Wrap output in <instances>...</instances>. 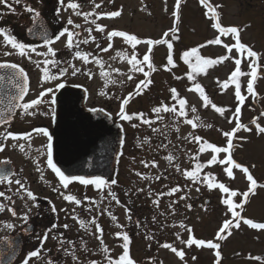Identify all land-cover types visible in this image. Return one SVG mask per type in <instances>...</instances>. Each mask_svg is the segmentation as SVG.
<instances>
[{"label":"rangeland","instance_id":"1","mask_svg":"<svg viewBox=\"0 0 264 264\" xmlns=\"http://www.w3.org/2000/svg\"><path fill=\"white\" fill-rule=\"evenodd\" d=\"M58 2V0H56ZM68 0H65L67 4ZM82 5L81 12H89L93 9V0H78ZM95 3H101V0H95ZM210 3L220 5L216 9L220 13V19L223 26H235L240 29L241 42L250 46L254 51L260 54L259 65L257 70V80L254 83L255 96L247 92V83L250 76L240 77L241 93L246 96L244 104L241 106L239 115L240 122L251 129L250 132L241 129L233 139V148L231 149L232 158L239 164L249 168L250 173L258 184H264V134H257L256 125L252 123L253 119L261 126H264V0H210ZM176 0H103L98 12H110L122 10L121 15L117 18H102L97 22L106 26V32L113 29L136 33L139 36L148 39H161L165 32L173 28L176 18L173 16ZM62 7V6H61ZM40 9L39 7H34ZM144 10L140 12L139 9ZM44 9V8H43ZM138 10V11H136ZM206 9L200 4L199 0H182L179 8V21L176 24L178 31L175 35L178 40H172L169 32L168 40L174 43L173 60L174 67L171 71H166L164 65L167 63L168 49L166 45L154 50L151 61L155 66V71L151 73V84L144 89L142 94L138 95L136 102L129 106L130 114L143 113L145 118L155 121L151 127L143 124L139 119L134 118L129 122V131L133 133L128 136L127 148L124 156L120 160V168L114 179L117 183L110 189L115 193L120 203L112 200L108 195L109 189L99 191L100 213L110 212L117 219L113 222L112 231H127L133 237L140 236V240L130 243V256L136 264H215V251L206 247L197 248L195 245L187 247L181 244L180 239L187 240L189 233L188 227L192 229V234L197 239L205 241L212 240L220 244L221 264H264V230L252 229L241 220L240 228H233L231 235L225 240L217 241L216 232L219 230L224 219L231 218L225 205L221 203L222 198L227 194L222 193L219 189L209 190L205 184L193 183L186 179L182 172L185 169L191 170L195 161L191 159L198 151V145L190 142L187 137L189 133L199 135L210 143L224 147L227 145V138L222 135L224 131H230L235 127L233 113L238 105L235 99V86L230 85L226 90H222L219 82L228 79L230 73L235 69L234 59L240 54L233 49L229 60L209 66L204 72L196 76L195 82L199 83L205 90L206 95L218 107H224L227 111L221 116L215 112L211 106L205 108L202 98L195 91H189L193 87V81H189L186 73L190 71L181 56L183 52L205 44L206 41L214 39L218 32L211 27L212 21L205 16ZM59 15L66 22L69 17L73 22L79 21L86 24V28L94 25L85 22L83 16H76L72 10L67 11L62 7ZM91 19V18H90ZM106 32L101 33L93 30L92 35L100 41V47H107L109 41ZM225 44H233L235 41L231 36H221ZM113 48L108 52H101L95 45L87 44L84 48L80 45V50L85 53H91L93 56L101 58L105 63V69L111 74V78L116 83H107L101 76V69L95 63L85 64L79 59H73L74 51L64 52L67 48L66 36L60 41L55 42L52 47L56 51L54 57L60 63L57 67L49 65L50 72L54 74L58 68L68 67L70 63L75 64L81 69L76 78L72 76V69L69 67L72 82L81 81L80 83L87 87L88 92L93 95H104L102 97H112L116 103L115 110L119 101L129 93H134L139 79H142L143 73H133V79H127L130 65L122 62L119 58L113 60L117 51H125L131 55L132 48L125 43L122 38H114ZM82 48V49H81ZM137 58L142 59L143 54L148 51V45L142 43L141 47H136ZM38 52L47 51L46 47H37ZM5 52L11 53L5 55ZM227 50L222 45H208L199 48V55L205 58L217 59L225 55ZM31 60L27 56H21L10 46L5 45L0 39V61L13 60L17 63H26L30 65L35 75V79L42 80L43 64L38 68L35 61H43L45 57L37 56L30 53ZM51 58V57H49ZM66 62V65H64ZM195 63V59L192 58ZM250 59H242V72H249ZM120 69V73L112 72L111 69ZM91 72L92 78L86 75ZM145 71L147 68L145 67ZM123 74V75H122ZM175 77H181L176 79ZM58 80L63 81L65 78ZM173 82V84H172ZM130 87V88H129ZM175 88L181 97L188 101L187 112L188 118L199 117V126L193 129L190 125L184 123V118L177 119L173 113H161L162 120H156V114L152 109L161 103L171 106L176 103L171 100L170 89ZM107 99V98H106ZM145 100L144 102L141 100ZM177 107H179L177 105ZM192 107L196 112L191 111ZM232 119V123H229ZM136 125V127H133ZM211 125V127H207ZM153 129H156L153 131ZM179 129V130H177ZM172 155L174 160L169 162L165 157ZM226 153L218 154V159H224ZM211 158L210 150L199 154V161L206 162ZM142 161L149 162V167H145ZM152 161L156 162V167H152ZM179 164L181 171H176L175 165ZM254 166V167H253ZM227 165L215 164L203 169L204 173H212L218 182L224 183L231 190L244 192L249 186L245 174L239 169H233L234 179L227 177L224 168ZM140 173L141 175H137ZM157 176L161 178L156 179ZM179 186L180 192L171 196L165 195L160 197L159 206L153 204L156 194L167 193L172 187ZM199 188V191H197ZM142 190V191H139ZM151 192V195L149 193ZM185 199H180V197ZM133 198V199H132ZM143 200V208L140 204L134 206L135 199ZM236 203H240L241 196L233 198ZM129 200H133L130 203ZM206 200H209L206 203ZM175 201V203H173ZM200 203H204L202 207ZM172 208H169V205ZM188 205H191L189 209ZM130 209L131 221L128 220L125 209ZM107 209V211H105ZM140 209H143L140 212ZM172 209H175L173 212ZM245 219H252L254 222L264 223V187H258L254 195L250 194L247 203L243 209H237ZM146 213V214H145ZM145 214V224L140 223L137 227L139 216ZM111 217V216H110ZM155 217V221H153ZM183 223L185 226L181 228ZM118 225H123L121 229ZM176 233H180V239L176 238ZM151 236V239H147ZM131 240V239H130ZM171 243L177 250H183L185 253L184 260H180L174 253L168 249L160 247L163 243ZM122 240H118L115 235L110 239V244H106L111 250L113 257H118L122 253L120 245ZM85 249L75 250L73 256H65L64 248L59 244H50V253L53 262L61 259L62 264H83L91 261V257L96 258L90 251L97 247V258L99 264H106L103 257V251L100 244H84ZM261 257V260L251 259L250 257ZM193 257H196L193 260ZM102 258V259H101ZM23 257L21 258V260ZM61 264V263H60Z\"/></svg>","mask_w":264,"mask_h":264},{"label":"snow or ice","instance_id":"2","mask_svg":"<svg viewBox=\"0 0 264 264\" xmlns=\"http://www.w3.org/2000/svg\"><path fill=\"white\" fill-rule=\"evenodd\" d=\"M200 4L206 9L205 16L209 18L212 23L211 27L218 32V35L211 40H208L205 42V44L200 45L198 47L192 48L190 50H187L183 52L181 59L188 64L190 71L186 73L187 78L189 81H193V87L189 89V91H195L199 94V96L202 98L203 106L205 108L211 106L212 109L215 110V112L219 113L221 116L224 115V113L227 111L224 107H218L216 104H214L208 95H206L204 88L199 84L195 82L196 76L202 72L205 71V69L209 66L216 65L218 63H223L226 60H229L231 57V52L233 49H235L240 56L238 58L234 59L235 69L230 73L227 80L223 82H219L221 85L222 90H226L230 85L235 86V99L239 102L237 107L235 108V111L233 113V117L235 119V127H233L230 131H224L222 132V135L227 138V145L224 147L217 146L214 143H210L207 140H205L203 137L199 135H194L192 133H189V136L187 139L190 140V142L196 143L198 147L197 153L191 157L195 161L194 167L191 170L185 169L182 172V175L186 178L191 180L193 183H202L207 186L209 190L212 189H219L222 193H226L227 197L222 198L221 203L226 206L227 212L231 214V218L224 219L222 222V225L220 226L219 230L216 232L215 239L217 241H222L227 238L228 235H231V231L233 228H240L241 226V220H243V223L247 226H249L252 229L257 230H264V223H258L254 222L252 219H245L241 216V212L237 211V209H243L244 205L247 203L249 195H254L256 192V189L258 187H264V184H258L256 179H254L253 175L250 173L249 168L246 166H243L239 163H237L232 158L231 149L233 148V139L236 136V134L243 129L244 131L250 132L251 129L248 128L245 124H242L239 119V115L241 112V106L244 104L246 100V96L242 95L241 93V84H240V77L244 75L250 76V79L247 83V92L253 96L256 95L254 92V83L257 80V70L260 67L259 60H260V54L254 51L250 46L245 45L241 42L240 38V29H238L235 26H223L220 19V13L216 10L220 7V5L213 6L210 3V0H199ZM16 4H20L21 0H15ZM58 3L64 8L65 11L71 9L73 14L76 16H83L86 23H89L91 25H94V29L97 32L105 33L106 32V26L98 23L97 21L102 18H108L113 19L117 18L121 15L122 10H116V11H110V12H98L97 10L101 8V5L103 3V0H101V3H95V0H93L94 7L89 12H81L80 8L82 5L78 2V0H68L67 4H65V0H58ZM182 3V0H176L175 8L176 10L173 12V16L176 18V21L174 22L173 28L169 30V32L173 33L172 40H178L179 37L175 35V32L178 31V28L176 27V24L179 21V8ZM0 4L5 5L9 11L15 12V8L12 6L11 3H8V0H0ZM28 13H31V19L33 21V24L38 23V19L41 16V13L31 7L27 6L25 9ZM60 8L56 10V14L59 15ZM91 18V19H90ZM67 25L72 26L70 29L69 27H63L62 30H60L58 33L54 34L53 37H48L47 33L43 34V46H46L47 51L45 52H38L37 47L25 44L23 42H19L15 36L9 34V31L5 28H0V36L3 37V42L5 45H10L12 49L16 50L19 55L21 56H27L29 60H31L30 53H35L37 56H43L45 59L43 61H35L37 67L39 68L41 66V63L43 64L42 71V80L43 81H50V80H57L60 77H63L69 70V67L72 69V76H76L78 73L81 72L80 68H77L75 64L70 63L68 67H61L59 68L58 72L53 74L50 72L49 65L52 67H57L60 63L57 61L54 57L56 56V51L52 47V45L56 42L61 40L62 37L66 36V47L69 50L75 49L73 59H79L85 64L93 63L95 62L101 69V76L105 79L106 85L107 83H116L114 79L111 78V74L108 70L105 69V63L104 61L97 57L93 56L91 53H85L82 50H80V44H88L90 41H95L96 37L92 35L93 28L88 27L85 29V31L88 33L87 37L83 40H77L76 37L80 35L79 31H76L80 29L82 26L80 24H74L71 17L67 20ZM28 31L31 33L33 31L32 28H29ZM169 32L164 33V37L169 36ZM221 36H231L234 39V43L229 45L225 44L221 40ZM107 40L109 41L107 47L101 48L99 44H97V48L101 52H108L109 49L113 48V40L114 38H122L125 43L131 46L133 49L131 55H129L126 51H117L116 55L112 57L113 60H116L119 58L122 62H126L130 65L129 72L126 74L128 80L133 79V73H143L145 79L140 80L136 88L134 90V93H129L127 97L122 98L120 109L118 116L123 121H132L134 118L139 119L143 124L151 125L155 122L151 119L145 118L143 113H134V114H128L126 111V106L128 105L130 99L133 97V95H140L142 94L143 90L148 88V86L151 84V73L155 71V66L151 61V53L153 51L154 45H161L164 44L167 46L168 49V55H167V63L164 65V69L166 71H171V68L174 67V60H173V43L166 39L162 38L159 40H153V39H147V40H141L134 34H129L128 32L113 29L111 31L106 32ZM144 43L148 45V51L143 55L142 59L137 58V53L135 51L137 45ZM208 45H222L226 50L227 53L225 55L219 56L217 59L212 58H205L199 55V48L206 47ZM11 53L5 52V55H10ZM51 57V58H49ZM192 58L195 59V63L192 62ZM242 59H250L249 63V72H242L241 70V63ZM145 67L147 68V71H145ZM0 69H9L10 72L6 73L5 75H0V83H5L7 85H10V91H12V94L9 98L8 106L0 110V125H11V122L13 120V112L15 109L21 110L22 115H36L37 111L36 109L38 106L42 104H48L50 107V111L52 114L53 119H55V108L52 107L56 104L57 99L55 95V90H59L65 87V84L63 82L57 83L55 85V90L51 87L45 88L43 91L39 93V95L30 101L25 102V97L27 96L29 92V78L24 70V68L20 67L18 64L14 63H0ZM112 72L120 73V69H111ZM89 79L92 78V73L89 71L86 73ZM123 75V74H122ZM176 79H181V77H175ZM171 98L176 103L172 104L171 106L161 103L159 106H156L152 109V112L156 114V120H162L163 116L161 113H173L177 119L184 118V123L190 125L193 129H196L199 126V117L194 116L193 118H188V112H187V105L188 101L181 97L180 94L177 92V89L171 88L170 90ZM51 95L50 100H46L45 97ZM101 95H104L103 92H101ZM177 105L179 107H177ZM191 111L195 113L197 110L195 107H192ZM261 115H264V113H261ZM229 123H232V119H229ZM253 124L256 125V132L257 134H264V126H261L259 123L256 122V119H253ZM133 127H136V125H133ZM207 127H211V125H207ZM156 129H153L155 131ZM179 130V129H177ZM32 133H40L44 137L47 138V145H46V154H47V166L55 173V175L59 178L60 184L63 186L64 189H67L69 187V184L72 181H78L80 184L88 186L92 185L98 190H103L104 188H109L108 195L111 197L112 200L116 201V203H120L118 198L116 197L115 193H113L110 190L111 185H115L117 181L115 179H112L110 182L106 181L100 176H95L91 178H86L85 176H78L73 175L69 176L66 175L57 165L53 162V144H52V135L49 133L47 128H34L32 129V132H24V133H13L12 131H9L5 129V131L0 132V152H3L6 148V144L4 141H7L8 139H12L13 141L24 139L29 140L32 137ZM123 143V141H121ZM17 145H13V147H16ZM20 150H24V145H19ZM211 152V158L208 159L206 162L201 163L199 161V154L205 153L207 151ZM220 153H226L224 159H218V154ZM43 154V153H42ZM169 162H172L174 160V157L170 154L167 157H165ZM141 163L144 164L145 167H149V162L142 161ZM152 167H156V162L152 161L150 162ZM10 164V161L3 160L0 161V184L7 183L8 185H11L13 183L12 176L14 173L7 165ZM220 164V165H227V167L224 168V172L226 173L227 177L234 179V172L233 169H239L241 170L245 176L246 180L249 182V186L246 191L239 192L238 190H231L229 187H227L224 183L218 182L215 178V176L212 173H204L201 177V173L204 168ZM176 171H181L179 164L175 165ZM254 167V166H253ZM39 170V169H38ZM137 175H141L140 173H137ZM161 177L157 176L156 179L159 180ZM41 179L43 180V174L41 173ZM15 184L18 186L16 189L17 193H25L27 197L35 201L36 196L35 194L30 191L24 183L21 182L20 179H16ZM53 191H58V189H53ZM142 191V190H139ZM181 188L179 186L172 187L167 193L161 192L156 194V199L153 200V204L156 206H159L160 197L168 195L171 196L177 192H180ZM197 191H199V188H197ZM63 199L69 203H74L76 205H81L82 201L81 199H78L75 195L72 194H64L61 193ZM151 195V192L149 193ZM6 194L3 191H0V197H5ZM241 196L242 200L240 203H236L233 198ZM7 199L11 200V197H6ZM85 199H88L85 197ZM180 199H185V197H180ZM93 203H95L93 201ZM175 203V201H173ZM5 205L3 203H0V211L5 210ZM189 208H191V205H188ZM169 208H172V205H169ZM7 210L11 213L12 216H16L17 213L14 208H7ZM173 212L175 209H172ZM52 211L55 212L56 209L53 206ZM107 211V209H105ZM126 213H128V220L131 221L132 217L130 214V209H125ZM112 220L115 221L117 218L115 216H112L111 213H108ZM28 213H24L22 219L27 222L28 220ZM78 221L80 226L82 228H87L88 226L85 224L83 220H79L78 217H73ZM155 217H153V221H155ZM91 224L95 225L96 229V239L100 243V247L104 254V259L106 261V264H136V262L131 258L130 256V237L126 231H117L114 235L118 240H122V244L120 247L122 248V253L116 257L113 258L111 256V250L108 248L106 244H104L103 241V228L101 225L97 222L95 218H93L90 221ZM139 221H137V227H139ZM7 228H13L14 226L11 223L6 224ZM53 228L56 227V225L52 226ZM65 229L69 227V225L65 224L63 225ZM121 229L123 228V225H118ZM181 228H184L185 226L183 223L180 225ZM189 233L188 239L183 240L180 239V233H176V238L180 239L181 244H185L187 247H192L195 245L197 248L206 247L208 249H214L215 251V264H221V252L220 244L215 243L212 240L205 241L203 239H197L192 234V229L188 227L186 229ZM48 231H51L48 230ZM48 231H46L43 234V237L40 239V248H37L33 251H30L27 254L26 259L22 262V264H29V260L34 257H39L41 249L43 248V243L48 239ZM62 235V234H61ZM147 239H151V236H147ZM64 241L61 240V244H63ZM68 243H73L69 241ZM160 247L164 249L170 250L172 253H174L177 257L180 258V260H184L185 253L183 250H177L176 247L173 246L171 243H163L160 245ZM67 252L68 250L65 249ZM73 260H76V256L74 252L72 253ZM251 259L255 260H261L262 258L257 257H250ZM196 257H193V260H195ZM49 264H54L53 261L49 260ZM88 264H99V261L91 260L88 262Z\"/></svg>","mask_w":264,"mask_h":264},{"label":"flooded vegetation","instance_id":"3","mask_svg":"<svg viewBox=\"0 0 264 264\" xmlns=\"http://www.w3.org/2000/svg\"><path fill=\"white\" fill-rule=\"evenodd\" d=\"M8 3L12 4V6L15 8V12L9 11L5 5L0 4V28H5L8 30L9 34L15 36L19 42L40 48L46 47L43 46V40L35 41L29 39L26 34L27 29L31 26V24H33L31 19L32 14L25 10L27 6L40 8L37 10L41 13V16L44 17L46 21L45 23H47L51 31V37L62 30L63 27H69L70 29L72 28V26L67 25V21L64 22V20L61 19V16L56 14V10L58 8H62L61 5L56 2V0H21L20 4H16L15 0H8ZM139 10L142 12L144 8H140ZM74 24H80L82 26L80 29L76 30L80 33L76 39L83 40L86 38L88 35V33L85 31L86 24L79 21H74ZM129 34L136 35L134 32ZM172 35L173 33H171V36ZM136 36L141 40L148 39L146 37L139 36V34ZM162 38L167 39L168 37H164L163 35L161 39ZM0 39L3 40V37L0 36ZM157 40L159 39L157 38ZM100 41L101 40L96 39L94 42L90 41L88 45H95V49H97V44H100ZM80 45L82 48H84L87 44L81 43ZM141 45L142 43L137 45V47H141ZM163 45L164 44L154 45L151 56L153 55L154 50L158 49L159 47H163ZM9 46L10 45H8V47ZM72 50L75 51V49ZM72 50L65 48L64 52H70ZM0 63H14L24 68L29 78V92L25 97V102L35 99L45 88L51 87L55 90V85L61 82H63L65 86H82L88 92L87 87L80 83L81 81H78L77 83L66 80L67 77H71L69 70L63 77H60L61 79L65 78L63 81L57 79L50 81L40 80L37 82L35 79L36 74H34L30 65L26 63H17L13 60H4L0 61ZM64 65H66V62ZM55 73H57V70H55L54 74ZM76 76H74V78H76ZM143 79H145L144 75L142 79H139V81ZM59 90H55V95ZM3 94H5V96H1ZM11 94L12 91L5 87H0V110H3L8 106ZM124 97L127 96L124 94L122 98ZM137 97L138 95H133L126 106V111L128 114H130V110H128L129 106L133 103V101L136 102ZM106 98L102 97L101 95H93L92 93L88 92L85 106L89 109H100L105 111L119 128L118 131L121 135V141H123V143H121L119 147L113 173L105 178L106 181L110 182L117 175V171L120 168V160L124 156V151L127 148L126 139L133 132L129 131V121H123L118 116L122 99L117 105L119 106L118 110H115L116 103L112 101L113 98L109 96ZM45 99L50 100L51 95L45 97ZM141 100L145 104V100ZM36 111V115H22L21 110L15 109L13 112L14 118L11 122V125H0V132H3L5 129H7L13 133H24L32 132V129L34 128H47L53 137L54 119L52 117L49 105L42 104L38 106ZM4 143L6 144V148L3 152H0V161H10V164L6 167L10 168L14 175L12 176L13 183L11 185H8L6 182L0 184V191L5 192L6 194L5 197H0V203H3L6 206L4 211H0V244H23L22 253L14 264H22L30 251L40 248V239L43 237V234L50 229L51 231H48V239L43 243V248L41 249L39 257L31 258L29 260V264H49V260H52L50 253L51 248H49L50 244H59L62 248H64L63 254L65 256H71L72 253L75 252V250H79L80 247L81 249H85L87 251L84 244H100L96 239L95 225L90 223L93 218H95L103 228L104 244H110V239L114 236L112 231L113 222H111V217L108 214L109 212L101 214L99 208V204L102 202L100 200L99 191H106L109 188L106 187L103 190H98L92 185L85 186L80 184L78 181H72L69 184V187L64 189L59 182V178L47 166V138L40 133H32L30 141L24 139L13 141L12 139H8L7 141H4ZM14 144L17 146L13 147ZM19 145H24L23 151L20 150ZM41 173L44 177L43 180L41 179ZM16 179H20L21 182L24 183V185L35 194V201L30 200L23 192H16L18 187L14 182ZM113 186L114 185H111L110 189L112 188L113 190ZM53 189H58V191H53ZM61 193L75 195L78 199H81V205H76L74 203L65 201ZM6 197H11V200L7 199ZM85 197L88 199H85ZM93 201L95 203H93ZM129 201L130 203L133 202V200ZM134 202V206L139 203L140 207L143 208V200L135 199ZM53 206L56 209L55 212L52 211ZM9 207L15 209L17 213L16 216H12L7 210ZM141 210L143 213V209H140V212ZM26 212L28 213L29 217L27 222L22 219L24 213ZM145 214L139 216L140 223L145 224ZM73 217H78L79 220H83L88 227L82 228L78 221ZM7 223H11L14 227L7 228ZM65 224L69 225L67 229L63 227ZM53 225H56V227L53 228ZM127 233L132 242L140 240V236H132L134 232ZM61 240L64 241L63 244H61ZM69 241L73 243L70 244L68 243ZM65 249L68 251L66 252ZM97 250V247H92L90 253L91 255L94 254L96 258L91 257V260L98 261ZM22 257L23 259L21 260ZM60 260L61 259L56 260L54 264H62V262H59ZM83 264H88V262L86 261Z\"/></svg>","mask_w":264,"mask_h":264},{"label":"water","instance_id":"4","mask_svg":"<svg viewBox=\"0 0 264 264\" xmlns=\"http://www.w3.org/2000/svg\"><path fill=\"white\" fill-rule=\"evenodd\" d=\"M45 22L44 17L40 16L37 24H31L29 28L33 31L30 33L28 28L26 33L29 39L41 41L44 33L51 37ZM10 71L0 69V75ZM0 87L8 90L11 88L6 82L0 83ZM86 97V90L78 85L65 86L57 92L52 139L53 162L69 176H100L105 179L113 173L121 136L118 126L104 111L91 110L85 106ZM203 205L199 204L200 207ZM22 248L23 244H0V264H14Z\"/></svg>","mask_w":264,"mask_h":264},{"label":"trees","instance_id":"5","mask_svg":"<svg viewBox=\"0 0 264 264\" xmlns=\"http://www.w3.org/2000/svg\"><path fill=\"white\" fill-rule=\"evenodd\" d=\"M111 254V253H110ZM112 256V255H111ZM103 257H104V254H103ZM113 257V256H112ZM113 258H115V257H113ZM102 259V258H101ZM87 262H89V261H87Z\"/></svg>","mask_w":264,"mask_h":264}]
</instances>
